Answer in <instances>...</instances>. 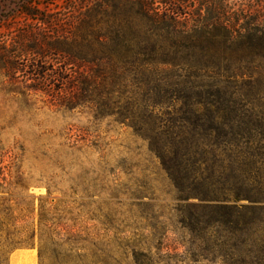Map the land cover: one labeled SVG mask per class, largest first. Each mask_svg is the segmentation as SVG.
Returning <instances> with one entry per match:
<instances>
[{
	"label": "trees",
	"instance_id": "obj_1",
	"mask_svg": "<svg viewBox=\"0 0 264 264\" xmlns=\"http://www.w3.org/2000/svg\"><path fill=\"white\" fill-rule=\"evenodd\" d=\"M50 1L22 0L0 17V30L17 18L32 25L22 34L34 43L31 64L3 57L11 78L20 70L33 90L59 82L64 97L84 66L68 104L97 103L149 142L179 199L200 203L186 226L203 241L214 234L225 264H264V249L254 255L264 212V2L84 0L70 29L81 4L55 12L67 0ZM44 44L74 73L45 68Z\"/></svg>",
	"mask_w": 264,
	"mask_h": 264
},
{
	"label": "rangeland",
	"instance_id": "obj_2",
	"mask_svg": "<svg viewBox=\"0 0 264 264\" xmlns=\"http://www.w3.org/2000/svg\"><path fill=\"white\" fill-rule=\"evenodd\" d=\"M21 1L0 0V17L16 13ZM42 1L43 8L52 3ZM251 1L254 8L264 2ZM77 4L82 7L79 20L68 26L74 29L84 16V0H67L62 8L51 9L62 12ZM4 24L0 264H11L17 250L33 251L38 264H225V252L221 258L213 245L214 234L205 232L203 241L186 226L190 217L201 213L196 207L200 203L179 199L149 142L119 123L117 115L101 114L97 103L81 98L68 104L69 96L79 93L84 66L73 69L78 73L73 74L63 64L65 54L49 51L44 44L48 55L44 67L73 74V86H66L64 97L56 94L63 89L59 82L33 90L24 87L27 75L20 70L11 78L3 57H14L19 68L31 64L34 43L22 34L32 25L21 18ZM257 221L254 236L261 241L254 255L259 256L264 249V212ZM73 247L79 250L72 252Z\"/></svg>",
	"mask_w": 264,
	"mask_h": 264
},
{
	"label": "crops",
	"instance_id": "obj_3",
	"mask_svg": "<svg viewBox=\"0 0 264 264\" xmlns=\"http://www.w3.org/2000/svg\"><path fill=\"white\" fill-rule=\"evenodd\" d=\"M11 264H38V257L30 250H17L12 253Z\"/></svg>",
	"mask_w": 264,
	"mask_h": 264
}]
</instances>
